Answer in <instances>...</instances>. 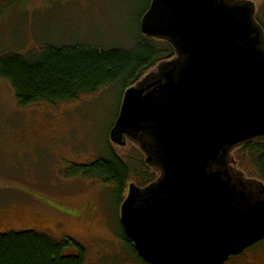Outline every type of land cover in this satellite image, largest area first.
Returning a JSON list of instances; mask_svg holds the SVG:
<instances>
[{
  "label": "water",
  "instance_id": "95a60500",
  "mask_svg": "<svg viewBox=\"0 0 264 264\" xmlns=\"http://www.w3.org/2000/svg\"><path fill=\"white\" fill-rule=\"evenodd\" d=\"M250 0H150L140 32L175 55L126 88L109 141L158 177L130 183L119 221L147 264H223L264 238V182L231 151L264 139V29Z\"/></svg>",
  "mask_w": 264,
  "mask_h": 264
},
{
  "label": "rangeland",
  "instance_id": "374dc122",
  "mask_svg": "<svg viewBox=\"0 0 264 264\" xmlns=\"http://www.w3.org/2000/svg\"><path fill=\"white\" fill-rule=\"evenodd\" d=\"M149 1L27 0L0 18V55L76 43L130 49ZM250 1L260 12L264 0ZM123 92L115 83L71 101L21 106L11 84L0 79V233L32 230L55 241L71 239L83 249L85 264H147L123 238L124 199L118 204L99 180L72 175L74 166L106 157L110 148L131 164L143 157L132 143L108 139ZM230 155L242 178L264 182L248 151L239 146ZM141 182L134 171L127 186ZM241 259L264 264V243Z\"/></svg>",
  "mask_w": 264,
  "mask_h": 264
},
{
  "label": "trees",
  "instance_id": "16d2710c",
  "mask_svg": "<svg viewBox=\"0 0 264 264\" xmlns=\"http://www.w3.org/2000/svg\"><path fill=\"white\" fill-rule=\"evenodd\" d=\"M26 1L0 0V18L7 10ZM255 18L264 29V6L260 12H256ZM174 55V49L167 41L147 37L141 32L130 49L79 43L66 46L44 45L38 51L25 55L13 52L1 54L0 79L11 84L16 101L21 106L40 101H71L115 83H120L125 90L148 70ZM240 147L256 158L258 170L264 180V139L253 140ZM136 149L142 154L137 147ZM131 162L132 164L110 148L108 156L74 166L72 175L79 174L84 178L99 180L117 196L119 204L126 195L132 172L138 171L142 187L158 177L145 164L144 155ZM122 234L134 249L123 228ZM68 248L77 251L66 253ZM0 264H85V257L83 249L71 239L55 241L44 233L23 230L0 233Z\"/></svg>",
  "mask_w": 264,
  "mask_h": 264
},
{
  "label": "flooded vegetation",
  "instance_id": "af4514ba",
  "mask_svg": "<svg viewBox=\"0 0 264 264\" xmlns=\"http://www.w3.org/2000/svg\"><path fill=\"white\" fill-rule=\"evenodd\" d=\"M230 165H231V166H230L231 169H235V168H233L232 164H230ZM261 243H264V238H263L262 240L256 242V243L252 244L251 246L245 248L242 252H240V253H238V254H235V255H231V256H229L228 259H227L223 264H229V263H231V264H243L242 259L239 260L240 256L245 255L246 252H248V251L251 250V249H254L255 247H257V246L260 245ZM134 252H135V255L137 256V258L140 259V257L137 255L135 249H134ZM140 260H141V259H140ZM244 264H246V263H244Z\"/></svg>",
  "mask_w": 264,
  "mask_h": 264
}]
</instances>
